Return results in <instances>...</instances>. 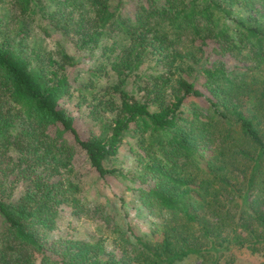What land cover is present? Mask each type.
I'll return each instance as SVG.
<instances>
[{
    "label": "trees",
    "instance_id": "1",
    "mask_svg": "<svg viewBox=\"0 0 264 264\" xmlns=\"http://www.w3.org/2000/svg\"><path fill=\"white\" fill-rule=\"evenodd\" d=\"M127 3L0 0V264H177L189 255L232 264L219 247H263L264 74L241 84L227 60L247 49L264 66V26L253 13L264 16V0ZM51 28L60 36L46 46ZM96 48L97 69L111 55L115 75L100 95L81 76ZM125 136L134 137L126 171L107 163ZM90 172L125 179L133 202L148 207L149 229L87 207ZM63 204L109 233L60 241L52 231Z\"/></svg>",
    "mask_w": 264,
    "mask_h": 264
},
{
    "label": "rangeland",
    "instance_id": "2",
    "mask_svg": "<svg viewBox=\"0 0 264 264\" xmlns=\"http://www.w3.org/2000/svg\"><path fill=\"white\" fill-rule=\"evenodd\" d=\"M135 0H127V8L131 6V4ZM257 6V5H256ZM258 7V6H257ZM129 9H132L130 7ZM259 11L253 13L258 17V20H260V23L264 26V16L259 15L261 12V8L258 7ZM245 15V13H243ZM59 33L51 28L50 33L47 36H43L44 39L40 40V42L46 44V46H52L54 43V38H58ZM37 38L39 40L40 33H37L33 35V38ZM33 40V39H32ZM64 39H61L63 42ZM105 41H109V39H105ZM69 52H74V48L76 50H79V48H76L72 46L70 43L67 44ZM206 57L203 55L202 59ZM224 59L226 57H223ZM112 59V56L110 55V58L105 60L106 68L104 69H97L101 62H103V59L101 57V49L96 48L94 52L90 55H88L87 58H82L81 65L84 66V70L81 72V76L85 77L82 80L88 81L89 83L93 82L92 87L89 89H95L96 93L100 95L102 92H104L107 87L106 84H109V82L113 83V80L115 78V75L110 68V61ZM207 60V59H206ZM218 62V59H216L215 63ZM190 68H192V71L200 70L203 67V64L200 62L197 63H187ZM231 65H235L234 72L228 73V76L237 75V78L240 79L241 84H245L248 86H251V82L254 78H256L259 75L264 74V66L257 65L256 56L252 53H248L247 49L244 50L242 54L240 53H234L232 54L228 60H227V66L228 68ZM142 69L145 68L147 70V63H144L142 66ZM156 69L162 68L161 65L155 66ZM148 72H151L152 70H147ZM252 74H255L252 76ZM112 75V76H111ZM134 76H131L127 85V88H131L135 85L133 83ZM87 93V92H86ZM141 91H138V96L140 95ZM89 93H87L86 97H89ZM196 103H199L203 106L205 109L208 105V102L205 98H196ZM252 103V100L250 98H246ZM76 101L77 98L75 96V93H73L72 97L68 99V104L72 106V102ZM248 100H244L243 103H239L244 105ZM240 101V99H238ZM76 108V106H74ZM88 109L89 105L87 102H83L79 106V110L86 116L88 115ZM108 112L105 113V116H107ZM98 122L95 121L94 126L96 130H98ZM239 146H242L244 149L251 146V144L245 139L242 138L239 141ZM238 146V148H239ZM131 147H134V137L125 136L121 145L118 148L117 154L109 159L107 163H113L119 167H121L124 171H126L127 168L133 165V158L134 153L131 149ZM230 152L229 149L226 153ZM230 153L229 155H231ZM252 154V153H251ZM246 166V165H245ZM83 168H86L83 166ZM247 173V171H245ZM242 178V176H241ZM234 182L235 186L239 185V182H241L239 179ZM125 184H127L126 180L123 179L121 176L117 175V177L112 176L111 180L109 182L107 181H99L96 177V175L93 172L88 173L83 177L82 186L87 189V191L83 192V197L88 200L87 207L94 208L95 206H99V211H97V214H121L119 217L121 220L130 219L129 222L133 225V227L138 231L142 232L143 230H148V222L147 219L150 218L148 214L150 212L148 211V207L146 206H139L137 203L133 202V191L131 189H126ZM245 184V183H244ZM242 185V184H241ZM241 187V186H240ZM124 199V206L122 208L121 206V199ZM223 204V203H222ZM226 205L223 204V208H225ZM264 209V204L261 206ZM128 214L127 218H123L122 214ZM250 220V219H249ZM127 221V220H126ZM252 224H248V227L256 226L253 222ZM105 225L101 221L100 218H97L96 220L90 219L89 217L85 215H81L78 213H73L71 210V207L67 204H63L62 208L59 211V214L57 215V220L55 223V228L52 231V235H55L60 241L64 240L65 238L70 237H77L82 240H89L96 236H99L100 234L107 235L109 232L106 231L105 228H103ZM260 227H258L259 230ZM226 229L222 234L228 235L229 230ZM111 234V233H110ZM244 234L250 237V234H247L246 231H244ZM253 237L251 236L250 240ZM259 246L261 244L257 243ZM110 248V245H107ZM220 251H222V258H225L226 254L233 253L234 261L232 264H264V244L263 247L257 250L252 251L249 248L246 247H239L234 248L231 247L229 250L222 249V247H219ZM200 259L198 257H194L193 255H189L185 257L183 260L177 262V264H199Z\"/></svg>",
    "mask_w": 264,
    "mask_h": 264
}]
</instances>
